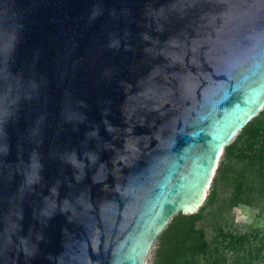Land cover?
<instances>
[{"label":"water","instance_id":"1","mask_svg":"<svg viewBox=\"0 0 264 264\" xmlns=\"http://www.w3.org/2000/svg\"><path fill=\"white\" fill-rule=\"evenodd\" d=\"M264 108V0H0V264H145Z\"/></svg>","mask_w":264,"mask_h":264},{"label":"trees","instance_id":"2","mask_svg":"<svg viewBox=\"0 0 264 264\" xmlns=\"http://www.w3.org/2000/svg\"><path fill=\"white\" fill-rule=\"evenodd\" d=\"M232 164H238V168ZM248 174L264 178V108L223 148L207 195L199 209L191 214L176 213L158 234L153 243L151 264H225L223 252L227 249L249 253L252 249L247 242L253 234L226 233L217 225L215 243L212 244L206 238L205 229L199 225L206 212L216 215L224 209V204L213 209L218 201L220 186H232L226 206L247 204V197L254 189L247 185Z\"/></svg>","mask_w":264,"mask_h":264},{"label":"rangeland","instance_id":"3","mask_svg":"<svg viewBox=\"0 0 264 264\" xmlns=\"http://www.w3.org/2000/svg\"><path fill=\"white\" fill-rule=\"evenodd\" d=\"M232 165L234 168H238V164ZM247 176L249 177L247 185L254 188L247 197V204L226 206L232 186L225 184L220 186L218 201L213 207L215 209L218 205L224 204V209L220 213H215L216 215L206 212L199 222V225L205 229L206 238L212 244L215 243V227L217 225L221 226L226 233L253 234L247 242V245H251L250 249L252 250L249 253L241 250H225L223 252L225 264H264V178L250 174ZM219 239L218 241H220ZM153 249L154 246L151 248L145 264L152 263Z\"/></svg>","mask_w":264,"mask_h":264}]
</instances>
